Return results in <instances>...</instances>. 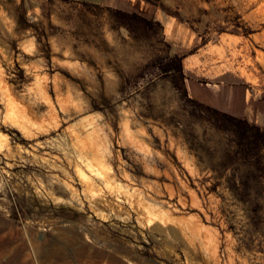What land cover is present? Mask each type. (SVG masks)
Segmentation results:
<instances>
[{
	"label": "rangeland",
	"instance_id": "1",
	"mask_svg": "<svg viewBox=\"0 0 264 264\" xmlns=\"http://www.w3.org/2000/svg\"><path fill=\"white\" fill-rule=\"evenodd\" d=\"M260 52L264 0H0V264H264Z\"/></svg>",
	"mask_w": 264,
	"mask_h": 264
},
{
	"label": "bare ground",
	"instance_id": "2",
	"mask_svg": "<svg viewBox=\"0 0 264 264\" xmlns=\"http://www.w3.org/2000/svg\"><path fill=\"white\" fill-rule=\"evenodd\" d=\"M255 15V14H254ZM257 55H259L260 57H262L263 58V54L260 52V53H257ZM9 99V98H8ZM7 103H9V102H7ZM101 163V162H100ZM99 166V165H98ZM124 200V199H123ZM143 207V206H142ZM149 212H147V214H148ZM151 215V214H150ZM150 215H149V217H150ZM147 216V215H146ZM152 216V215H151ZM141 218V217H140ZM152 219H154V217L152 216V218L150 217L148 220L150 221H152ZM143 220V219H142ZM156 221V220H155Z\"/></svg>",
	"mask_w": 264,
	"mask_h": 264
},
{
	"label": "trees",
	"instance_id": "3",
	"mask_svg": "<svg viewBox=\"0 0 264 264\" xmlns=\"http://www.w3.org/2000/svg\"><path fill=\"white\" fill-rule=\"evenodd\" d=\"M229 117H231V116H229Z\"/></svg>",
	"mask_w": 264,
	"mask_h": 264
}]
</instances>
